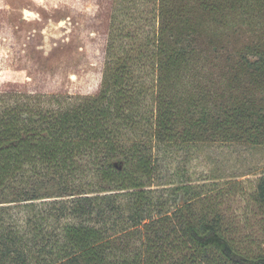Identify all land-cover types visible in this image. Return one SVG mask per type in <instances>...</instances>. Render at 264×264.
<instances>
[{"label": "trees", "instance_id": "trees-1", "mask_svg": "<svg viewBox=\"0 0 264 264\" xmlns=\"http://www.w3.org/2000/svg\"><path fill=\"white\" fill-rule=\"evenodd\" d=\"M154 12L156 48L141 54L155 67L153 150L264 147V0H155ZM118 66L107 81L111 96L106 90L51 114L0 113V216L22 205L30 225L39 202L59 212L57 251L45 264H264V233L240 230L222 187L204 183L188 197L198 186L192 179L167 187L156 180V153L114 139L135 100L128 64ZM80 166L94 172L95 191ZM44 183L58 194L41 193ZM166 188L184 200L168 204ZM249 201L264 232V172ZM6 258L42 264L0 245V264Z\"/></svg>", "mask_w": 264, "mask_h": 264}, {"label": "rangeland", "instance_id": "rangeland-1", "mask_svg": "<svg viewBox=\"0 0 264 264\" xmlns=\"http://www.w3.org/2000/svg\"><path fill=\"white\" fill-rule=\"evenodd\" d=\"M154 9L155 0H0V113L13 109L23 115L35 110L51 114L106 90L111 96L110 71L127 62L133 81L128 93L135 100L130 118L119 121L114 139L133 145V150L156 153V180L167 182V187L192 179L198 186L188 197L204 191L200 186L204 183L207 189L222 187L228 216L240 221L244 233L261 239V215L249 198L264 172V147L204 142L153 150L155 67L147 59L143 62L141 54L156 48ZM89 168H80L82 181L95 191L96 178ZM42 187L41 193L58 194L52 183ZM166 189L163 198L168 204L184 200ZM37 204L30 225L25 224L22 205L3 212L0 245L32 254L39 263H51L64 218L57 219L59 212L50 205ZM9 262L6 258L3 264H14Z\"/></svg>", "mask_w": 264, "mask_h": 264}]
</instances>
